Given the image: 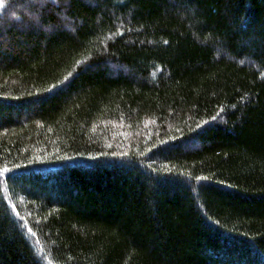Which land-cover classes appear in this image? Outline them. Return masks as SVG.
I'll return each mask as SVG.
<instances>
[{
  "label": "trees",
  "instance_id": "trees-1",
  "mask_svg": "<svg viewBox=\"0 0 264 264\" xmlns=\"http://www.w3.org/2000/svg\"><path fill=\"white\" fill-rule=\"evenodd\" d=\"M0 2V264H264V0Z\"/></svg>",
  "mask_w": 264,
  "mask_h": 264
},
{
  "label": "rangeland",
  "instance_id": "rangeland-1",
  "mask_svg": "<svg viewBox=\"0 0 264 264\" xmlns=\"http://www.w3.org/2000/svg\"><path fill=\"white\" fill-rule=\"evenodd\" d=\"M6 4L4 3V2H0V13H3V10L5 9V6ZM2 8H3V10H2ZM2 10V11H1Z\"/></svg>",
  "mask_w": 264,
  "mask_h": 264
}]
</instances>
